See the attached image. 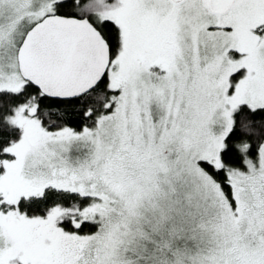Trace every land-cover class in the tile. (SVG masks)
I'll return each instance as SVG.
<instances>
[{"label": "snow or ice", "instance_id": "obj_1", "mask_svg": "<svg viewBox=\"0 0 264 264\" xmlns=\"http://www.w3.org/2000/svg\"><path fill=\"white\" fill-rule=\"evenodd\" d=\"M0 264H264V0H0Z\"/></svg>", "mask_w": 264, "mask_h": 264}]
</instances>
